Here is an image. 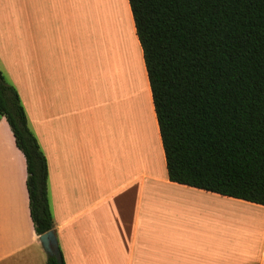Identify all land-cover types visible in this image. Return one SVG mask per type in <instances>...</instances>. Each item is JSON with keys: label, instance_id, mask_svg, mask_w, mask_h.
Listing matches in <instances>:
<instances>
[{"label": "crops", "instance_id": "0c3cea01", "mask_svg": "<svg viewBox=\"0 0 264 264\" xmlns=\"http://www.w3.org/2000/svg\"><path fill=\"white\" fill-rule=\"evenodd\" d=\"M120 1L0 0V56L21 101L38 92V106L23 105L47 158L65 263L264 264V205L169 179L143 49ZM27 175L0 113V264H47Z\"/></svg>", "mask_w": 264, "mask_h": 264}, {"label": "trees", "instance_id": "16d2710c", "mask_svg": "<svg viewBox=\"0 0 264 264\" xmlns=\"http://www.w3.org/2000/svg\"><path fill=\"white\" fill-rule=\"evenodd\" d=\"M169 179L264 205V0H129ZM35 230L54 231L47 158L0 68ZM47 264H66L61 247Z\"/></svg>", "mask_w": 264, "mask_h": 264}, {"label": "rangeland", "instance_id": "374dc122", "mask_svg": "<svg viewBox=\"0 0 264 264\" xmlns=\"http://www.w3.org/2000/svg\"><path fill=\"white\" fill-rule=\"evenodd\" d=\"M107 30V29H106ZM107 32V31H106ZM96 37V36H95ZM123 40H125V39H121V40H113L112 42H110L109 43V46H110V48L109 49H111V51L108 49V55H109V53H111L112 54V56H114V55H117V51H114V45L115 44H113V43H116L119 47H122L123 46V44H122V42H123ZM113 44V45H112ZM22 46V39H21V43H20V47ZM98 47H99V45H98ZM102 47H103V45H102ZM112 47H113V50H112ZM101 53H103L104 54V51L103 52H101ZM38 59V58H37ZM136 60H137V57H136ZM0 65H2L1 67H2V70H5V77H6V79L11 83V84H13V79L9 76V74H8V72H7V70H6V66H5V63H4V61H3V59L1 58V56H0ZM18 76H20V73H16ZM37 87H38V82L35 84ZM23 98H22V101H23V104H24V102L26 101V102H28V103H30V104H32V105H34V106H38V92H35V93H33V94H31L30 95V93L27 95V94H25L24 93V91H23ZM28 124H29V121H28ZM29 127L31 128V126H30V124H29ZM32 130V129H31ZM33 131V130H32ZM34 132V131H33Z\"/></svg>", "mask_w": 264, "mask_h": 264}, {"label": "water", "instance_id": "95a60500", "mask_svg": "<svg viewBox=\"0 0 264 264\" xmlns=\"http://www.w3.org/2000/svg\"><path fill=\"white\" fill-rule=\"evenodd\" d=\"M40 239L47 252H55V246L57 245V237L53 230L42 234L40 236Z\"/></svg>", "mask_w": 264, "mask_h": 264}, {"label": "bare ground", "instance_id": "6f19581e", "mask_svg": "<svg viewBox=\"0 0 264 264\" xmlns=\"http://www.w3.org/2000/svg\"><path fill=\"white\" fill-rule=\"evenodd\" d=\"M119 2H120V5H122V1H120L119 0ZM133 50H134V56H136L137 57V53H136V51H135V49L133 48Z\"/></svg>", "mask_w": 264, "mask_h": 264}]
</instances>
